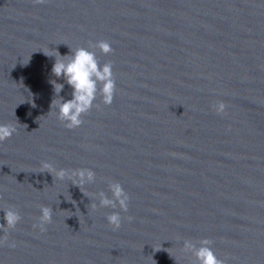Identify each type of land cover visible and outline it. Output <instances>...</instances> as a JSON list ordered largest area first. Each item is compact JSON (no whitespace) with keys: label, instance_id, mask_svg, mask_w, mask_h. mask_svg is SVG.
<instances>
[{"label":"water","instance_id":"1","mask_svg":"<svg viewBox=\"0 0 264 264\" xmlns=\"http://www.w3.org/2000/svg\"><path fill=\"white\" fill-rule=\"evenodd\" d=\"M100 41L113 103L98 96L69 130L51 104L72 89L49 56ZM0 124L16 128L0 143V224L9 207L22 217L0 264H193L184 240L203 239L224 264H264V0H0ZM41 162L95 183L53 179ZM109 181L126 213L99 207ZM40 206L53 209L43 233Z\"/></svg>","mask_w":264,"mask_h":264},{"label":"clouds","instance_id":"2","mask_svg":"<svg viewBox=\"0 0 264 264\" xmlns=\"http://www.w3.org/2000/svg\"><path fill=\"white\" fill-rule=\"evenodd\" d=\"M46 0H33L35 5H43ZM70 49L69 55L61 56L58 51H55V63L52 67V74L57 78H63L65 83L72 89L71 99L65 101L59 98L57 104L55 100L52 101L51 108L55 105L58 109L57 119L63 126L69 130L82 126L84 123L82 116L91 112L95 106L99 108L100 105L94 104L97 97H101V103L104 106H111L116 92V81L113 75V64L111 62L105 63L101 66L97 59L95 49H98L103 55L112 54L113 49L106 41H100L93 44L89 42L88 48L78 47ZM88 49H92L91 51ZM54 93L59 97L60 92L64 88V84L51 81ZM33 107L35 105L33 104ZM226 104L218 102L213 105V110L217 115L225 113ZM25 127H27L25 125ZM16 132V128L11 124H0V143L10 139ZM41 167L45 172L50 173L53 179L72 181V185L81 188L85 184L95 183L96 174L87 168L77 169L71 173L68 170H56L50 163L41 162ZM109 191L112 198H108L103 191L95 194V199L99 201L100 208L116 209L117 206L122 212L128 211L129 195L124 191L119 182H111L108 184ZM93 210L97 208V204L91 205ZM4 211L3 220L5 223L0 224V231L4 233L0 237V247L15 248V243L9 242L8 233L15 230L18 223L21 222V215L12 207ZM77 211H79L77 209ZM41 215L37 217L38 223L33 224V229H39L41 233L46 231V225L52 222L53 209L48 206H40ZM108 224L113 230H118L121 227L122 217L119 212H113L106 216ZM131 222L132 217H127ZM199 247L196 243L189 240H184L182 252L191 254L194 258L193 264H224V261L218 259L212 250L213 241L203 239L199 242Z\"/></svg>","mask_w":264,"mask_h":264}]
</instances>
